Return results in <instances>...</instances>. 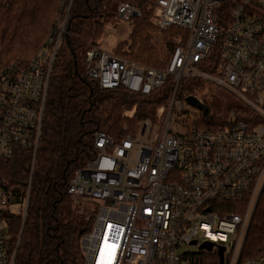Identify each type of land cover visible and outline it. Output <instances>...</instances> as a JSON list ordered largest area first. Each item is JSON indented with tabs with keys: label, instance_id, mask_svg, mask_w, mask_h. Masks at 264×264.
<instances>
[{
	"label": "built area",
	"instance_id": "2783aa9c",
	"mask_svg": "<svg viewBox=\"0 0 264 264\" xmlns=\"http://www.w3.org/2000/svg\"><path fill=\"white\" fill-rule=\"evenodd\" d=\"M71 4L63 1L65 18L31 58L0 68V264H14L19 243L11 244L10 214H18L6 206L16 196L1 166L27 149L34 168ZM139 15L128 3L118 6V17ZM153 22L182 32L163 68L99 45L86 52L99 88L146 96L171 80V90L157 121L143 118L118 139L97 132L94 157L70 180L73 208L91 222L81 237L85 264H199L208 252L219 264L220 248L223 264H264V238L256 241L258 256L248 239L255 217H264V0H155ZM211 53L217 65L206 62ZM183 79L192 90L180 91ZM212 89L240 100L223 125L213 122L207 104ZM189 96L208 106L206 116ZM196 110L200 117L191 120ZM29 190L24 201L16 198L24 217ZM208 241L211 250L202 247Z\"/></svg>",
	"mask_w": 264,
	"mask_h": 264
},
{
	"label": "trees",
	"instance_id": "16d2710c",
	"mask_svg": "<svg viewBox=\"0 0 264 264\" xmlns=\"http://www.w3.org/2000/svg\"><path fill=\"white\" fill-rule=\"evenodd\" d=\"M64 0H0V68L15 60H28L66 16ZM121 3L140 9L127 41L116 48L142 64L157 66V50L150 32L155 0H72L65 32L54 60L45 104L42 135L32 170L33 153L3 163L1 176L10 181L16 198L24 201L25 217L10 214L11 244L18 249L14 264H85L81 237L90 228L85 217L72 218L67 188L75 171L95 155L94 137L105 132L115 138L134 133L137 121L153 117L171 90V80L150 95L125 88L102 89L89 75L86 52L102 36L106 25L116 23ZM171 30V29H169ZM128 45V50L123 51ZM217 65V53L206 62ZM212 72L215 68H211ZM183 79L180 91L192 90ZM134 104L133 118L122 116ZM203 121L205 119H202ZM129 123V130L125 124ZM223 122H220V125ZM207 126L206 124H204ZM253 221L249 232L250 254L261 255L256 241L264 238V217ZM199 264H218V255L203 253Z\"/></svg>",
	"mask_w": 264,
	"mask_h": 264
},
{
	"label": "rangeland",
	"instance_id": "374dc122",
	"mask_svg": "<svg viewBox=\"0 0 264 264\" xmlns=\"http://www.w3.org/2000/svg\"><path fill=\"white\" fill-rule=\"evenodd\" d=\"M134 19H135L134 16L131 18L119 17V19L116 23L107 24L102 36L98 40V45L100 47L104 48L105 50H108V51L114 50L117 53H121L116 48V45L119 41H127L129 39V34L132 30ZM152 22H153V17H152ZM180 33L182 34V32L180 30H176V29L160 30L158 27L155 30L150 32L151 38H152V43L155 46L157 53H158L157 61L159 63V64H157V66H155V65H153V66L160 67V68L165 67V65L168 62L170 52L174 46L175 37ZM128 49H129L128 45H126L123 47L122 52L127 51ZM168 103H169V101L165 100L163 103H161L156 108V111H155L153 117H150L154 122L157 121L158 108H160V106H163V105L167 106ZM207 104H210L211 113H213V115H214L213 117H215V118H212L213 120L215 119L213 122L218 123V125H219L220 120H222L223 117L228 115L229 110L234 108L236 105L240 104V100L237 99L236 97H234L230 92H225L224 90H221V89L220 90L212 89L210 94H209ZM131 108H125L122 111V116L124 118H126V120L134 117V115L138 109V105H137L136 111L133 113V116L124 115V111L125 110H131ZM189 108H193V107L189 106ZM193 109H196V108H193ZM196 114H198V115H196ZM199 117H200V112L196 110V113L191 115V120L197 119ZM141 120L142 119H139L137 121V128H138L139 122ZM213 122H209V124H213ZM125 126L127 127L126 129L129 130L130 125H129L128 121H126ZM137 128H136V130H137ZM133 132H135V131H133ZM130 133L131 132H129L128 134H130ZM6 208L8 210H10L11 212L16 213V214H20L23 212V207H22L21 203H19V201L16 198L12 202H9L8 205L6 206ZM71 214H72V218L84 217V214H80L74 210L73 204L71 206ZM85 219L86 218H84L83 220H85ZM191 250L197 251L198 248L193 247V248H191Z\"/></svg>",
	"mask_w": 264,
	"mask_h": 264
},
{
	"label": "water",
	"instance_id": "95a60500",
	"mask_svg": "<svg viewBox=\"0 0 264 264\" xmlns=\"http://www.w3.org/2000/svg\"><path fill=\"white\" fill-rule=\"evenodd\" d=\"M188 101L189 103L195 105V106H198L199 108L203 109L204 111V116L207 115L208 113V106L206 104H203L201 103L196 97L194 96H189L188 97ZM212 246H213V242L211 241H208L206 243H204L202 245V247H206L207 249L211 250L212 249ZM223 248H220L219 250V257H220V263L219 264H223Z\"/></svg>",
	"mask_w": 264,
	"mask_h": 264
}]
</instances>
